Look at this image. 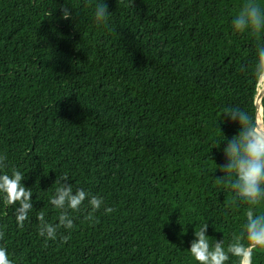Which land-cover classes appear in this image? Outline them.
Returning a JSON list of instances; mask_svg holds the SVG:
<instances>
[{"label":"trees","instance_id":"16d2710c","mask_svg":"<svg viewBox=\"0 0 264 264\" xmlns=\"http://www.w3.org/2000/svg\"><path fill=\"white\" fill-rule=\"evenodd\" d=\"M97 2L0 0V155L33 191L23 228L0 200V247L13 264H196L194 228L227 245L245 222L217 176L239 130L220 114L254 112L257 41L231 23L245 0H105L100 25ZM62 174L104 204L89 221L85 200L45 242L36 214L58 223Z\"/></svg>","mask_w":264,"mask_h":264},{"label":"clouds","instance_id":"9594fccd","mask_svg":"<svg viewBox=\"0 0 264 264\" xmlns=\"http://www.w3.org/2000/svg\"><path fill=\"white\" fill-rule=\"evenodd\" d=\"M88 0L86 6H91ZM62 19H71L72 13L67 6L60 9ZM110 11L105 0L95 3L94 19L97 25L106 23ZM52 16V11L47 13ZM234 34L248 33L257 41V58L252 69L254 91L251 104L254 112L250 114L239 107L226 108L220 115L225 123H238L239 130L227 140L223 148L224 162L217 164L222 175H217L220 182L232 193L226 202V207L239 208L246 205L245 222L239 231H233L227 245L222 239L210 242L207 230L208 223L194 228V238L190 242L188 252L196 264H228L235 258V264H253V256L264 253V7L257 0H245L238 13L232 19ZM7 155H0V200L14 210L17 226L23 228L33 209L31 188L22 181L25 174L12 168L4 171ZM70 177L62 174L56 178L54 193L49 197L50 205L58 212V223H49L45 212L36 214L39 222L38 235L48 240L57 238L58 229L74 228V220L70 213L81 211V205L88 201L90 210L85 219L94 220V213L104 204L103 198L91 195L83 188L73 190ZM115 209L104 207V212L111 214ZM4 232L0 231V240ZM69 235L61 236L62 242H67ZM0 264H13L6 247H0Z\"/></svg>","mask_w":264,"mask_h":264}]
</instances>
